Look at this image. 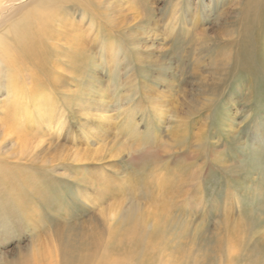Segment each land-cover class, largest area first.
<instances>
[{
    "label": "rangeland",
    "instance_id": "374dc122",
    "mask_svg": "<svg viewBox=\"0 0 264 264\" xmlns=\"http://www.w3.org/2000/svg\"><path fill=\"white\" fill-rule=\"evenodd\" d=\"M43 2L45 53L0 62V264H264L254 0ZM130 212L139 254L112 241Z\"/></svg>",
    "mask_w": 264,
    "mask_h": 264
},
{
    "label": "bare ground",
    "instance_id": "6f19581e",
    "mask_svg": "<svg viewBox=\"0 0 264 264\" xmlns=\"http://www.w3.org/2000/svg\"><path fill=\"white\" fill-rule=\"evenodd\" d=\"M43 3V0H0V22L3 21L4 14L11 12L12 8L17 7V10L20 8L25 9V16L21 23H19L20 26L17 27L16 34H14L15 39L13 44L15 46L10 47L11 44L8 45L7 41L0 42V62L6 67H13V65L17 64L27 55H35L40 52L44 54L46 51L44 42L47 36H49L50 39L57 36L54 30H50L49 32L52 21L47 17L46 12H42L44 11L43 8L47 7V5L45 6ZM251 6V13L248 12V20L244 27L245 34L250 37L249 40L251 39V41L254 42V38L251 37L257 32L261 33V27L264 25V0H254ZM69 39L70 37H68V40ZM70 42H72V40H70ZM10 50L13 52H9ZM16 51L18 52L16 53ZM12 53L15 55H12ZM74 53L75 51H72V55H74ZM37 59H39V57H37ZM17 72L20 73V71ZM19 89L21 88L17 85L13 89L14 92L10 89V96L15 97L19 95L18 93L21 92ZM0 179L3 182L8 180L6 176L0 177ZM133 215L134 214L130 212L121 219V225L118 231L120 238L113 237L112 241L116 242L120 249L139 254L140 244L143 241L145 232H143V226L140 224L139 219ZM167 218L165 210H161L157 213L155 225L151 232V238L149 239L150 247H153L158 242L159 237L162 235L161 232L166 227ZM150 247L147 245L148 249ZM151 250L153 249L151 248ZM101 264L109 263L104 259Z\"/></svg>",
    "mask_w": 264,
    "mask_h": 264
}]
</instances>
